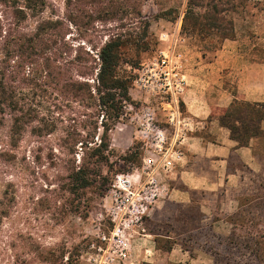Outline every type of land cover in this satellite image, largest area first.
Returning <instances> with one entry per match:
<instances>
[{
	"label": "trees",
	"instance_id": "trees-1",
	"mask_svg": "<svg viewBox=\"0 0 264 264\" xmlns=\"http://www.w3.org/2000/svg\"><path fill=\"white\" fill-rule=\"evenodd\" d=\"M144 1L64 0L61 17L51 9V0H0V129L7 142L0 160L11 165L23 142L33 146V163L56 172L52 180L45 177L52 189L43 205L62 199L72 214L86 219L88 191L104 194L112 174L128 173L134 167L128 165L140 160L137 144L118 156L111 132L128 107L136 105L131 96L134 71L141 54L151 50ZM249 1L188 0L182 32L203 44L218 40V47L203 45L207 59L209 51L216 53L225 40L236 38L235 16L245 12ZM81 24L86 37L71 39V28ZM234 96L228 109H216L220 125L240 147L264 140V104L248 103L237 91ZM180 107L184 113L182 102ZM21 160L27 164L26 155ZM239 168L260 178L248 167ZM260 189L262 195L240 201L229 217L232 232L211 249L214 264H264V187ZM0 208L1 217H7L3 201Z\"/></svg>",
	"mask_w": 264,
	"mask_h": 264
},
{
	"label": "rangeland",
	"instance_id": "rangeland-1",
	"mask_svg": "<svg viewBox=\"0 0 264 264\" xmlns=\"http://www.w3.org/2000/svg\"><path fill=\"white\" fill-rule=\"evenodd\" d=\"M51 1V9L63 17L66 13L64 0ZM187 1H144L143 15L151 24V50L141 54L138 70L155 57L159 35L162 32H175L174 20L185 12ZM2 10L0 6V16ZM52 10L47 12V16L51 15ZM249 11L248 6L235 19L245 17L244 13ZM71 31L70 37L73 40L86 37V25L72 27ZM203 45L218 47V40L208 39L203 44L197 37L182 32L176 43V51L184 57L187 66L191 51L202 53ZM214 56V51H209L206 60L210 61ZM138 70L134 71L135 76ZM133 86L131 96L136 105L128 107L125 117L111 132L112 149L121 156L137 144L142 155L135 165H128L134 167L125 174L130 176L132 189H139L151 181L149 174L157 167L154 173L156 181L152 184L157 190L155 196H145L149 209L143 223L126 231L123 241L130 250L127 264H214L211 249L220 237L227 238L231 234L232 226L228 219L236 213L240 201L251 202L255 195L263 194L260 187H264V175L261 174L257 180L247 172H242L243 179L235 190L224 186L216 192H208L192 187L182 179V173L191 174L193 180L199 179L201 173L205 172L206 162L196 159L188 151V141L189 138L197 136L208 139L209 134L199 131L191 121H186L180 129V141L168 157H165L166 148L172 147L175 129L166 124L168 110L163 104L164 101L159 98H146L134 91ZM182 103L183 115L187 118L186 107L183 101ZM146 107L152 109L151 117L166 132L169 140L164 145L165 149L163 147L160 150L155 142L145 138L150 133L149 127L141 126L147 114ZM212 115L217 119L215 108L212 109ZM5 134L0 129V152L7 144ZM32 147L27 141L23 142L16 152L17 160L11 165L0 160V202L3 201L4 209L8 212L5 218L0 214V264H68V259L73 264H89L88 259L94 254L92 246L98 245L97 235L113 229L114 224L108 211L113 207L115 197L110 191L118 174H112L111 183L104 194L95 190L88 191L86 198L89 215L83 219L72 214L63 205L62 199L57 205L55 202L42 204V199L51 196L48 190L52 189L46 184L45 177L52 180L56 172L48 170L47 167L38 168L33 163L30 154ZM259 151L264 153L262 140ZM24 155L27 164L22 166L21 158ZM149 159L153 161L152 164L148 163ZM231 199L238 202L237 210L230 206ZM143 229L145 233L142 232ZM169 247L172 250L167 252Z\"/></svg>",
	"mask_w": 264,
	"mask_h": 264
},
{
	"label": "crops",
	"instance_id": "crops-1",
	"mask_svg": "<svg viewBox=\"0 0 264 264\" xmlns=\"http://www.w3.org/2000/svg\"><path fill=\"white\" fill-rule=\"evenodd\" d=\"M249 3V13L235 19V39L225 40L212 61L204 59L198 51H191L185 65L189 84L183 101L186 121L209 134L208 139L197 136L188 141V151L206 162L205 172L194 180L191 174L182 173V179L199 190L216 192L224 186L237 189L242 180L239 166L264 175V153L259 151L261 140L252 139L249 147H240L230 138V132L212 117L213 108L225 110L232 105L236 99L234 91L248 103L264 104V0ZM237 203L230 200L234 210Z\"/></svg>",
	"mask_w": 264,
	"mask_h": 264
},
{
	"label": "built area",
	"instance_id": "built-area-1",
	"mask_svg": "<svg viewBox=\"0 0 264 264\" xmlns=\"http://www.w3.org/2000/svg\"><path fill=\"white\" fill-rule=\"evenodd\" d=\"M184 12L174 22L176 27L174 33L162 32L158 37L159 46L155 57L138 70L134 81L133 90L138 91L146 98H159L168 110L167 126L175 129L172 139V147L166 148L165 157L174 149L179 142L180 129L186 123L180 103L184 101L189 86L185 73V59L176 51L178 37L182 34V21ZM173 25V23H172ZM151 108L146 107L147 114L144 116L142 127H149L150 133L145 138L156 143L160 150L163 149L168 137L166 132L151 117ZM165 149V147H164ZM152 164L151 159L148 160ZM171 162L168 163L170 165ZM150 170V169H149ZM157 167L150 172L152 177L149 183L140 186L139 189H132L129 174H118L111 189L115 199L113 207L108 211L113 222V229L107 232H100L97 235L98 245H93L94 254L88 259L89 264H127L130 250L123 241L126 231L143 223L147 215L149 204L145 196H155L156 187L152 184L156 181L154 173ZM154 192V193H153ZM152 197L155 199V197ZM151 204V203H150ZM145 233V230H142Z\"/></svg>",
	"mask_w": 264,
	"mask_h": 264
}]
</instances>
